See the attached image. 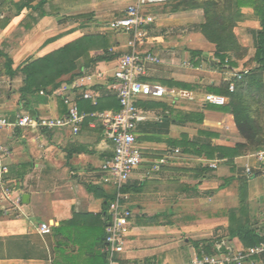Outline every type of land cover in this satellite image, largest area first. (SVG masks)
<instances>
[{
    "label": "crops",
    "instance_id": "obj_1",
    "mask_svg": "<svg viewBox=\"0 0 264 264\" xmlns=\"http://www.w3.org/2000/svg\"><path fill=\"white\" fill-rule=\"evenodd\" d=\"M55 1L0 0V52L4 54L0 55V120L13 122L21 114L65 115L51 87V95L29 94L26 107L20 102L26 79L22 68L39 59L44 47L53 51L78 38L70 34L63 39L62 32L44 41V25L57 16L46 6ZM92 1L83 0L70 10H82L96 28L119 17L132 2ZM180 13L169 10L155 16L146 48L162 63L150 66L147 80L186 91L194 99L166 96L138 104L146 117L135 135L143 163L126 186L129 233L120 256L123 264H190L209 242L215 249L246 248L254 237H264V162L258 160L264 149L236 151L246 140L233 115L205 102V95H219L221 82L235 73L214 67L216 46L199 30L182 34L194 24L184 22ZM198 14L204 22L203 12ZM52 24L58 26V19ZM167 33L170 36L164 38ZM112 36L111 49L126 51L127 38ZM192 52L202 55L199 65ZM7 57L13 62L10 69ZM79 66L102 73L95 87L100 99L116 96L110 88L116 61L86 67L81 59ZM69 79L63 76L60 81ZM88 121L78 136L66 129L0 130V143L12 150L8 181L22 198L29 196L28 203L22 199L21 212L10 208L5 213L0 202V264H107L105 195L109 191L101 184V166L113 155V145L100 126ZM214 164L217 169L211 167ZM48 222L53 224L52 233L42 236L39 226ZM242 229L250 232L245 239L235 236ZM254 264H264V255Z\"/></svg>",
    "mask_w": 264,
    "mask_h": 264
},
{
    "label": "built area",
    "instance_id": "obj_2",
    "mask_svg": "<svg viewBox=\"0 0 264 264\" xmlns=\"http://www.w3.org/2000/svg\"><path fill=\"white\" fill-rule=\"evenodd\" d=\"M174 0H135L129 4L122 14L110 21L107 30L127 38L126 51L116 61L112 73L111 90L119 102V110L95 111L86 113L80 107V101H89L97 106L100 100L95 87L102 80V73L90 72L87 69L72 82L63 83L55 90L65 107V115L49 117H33L21 114L13 122L0 120V130L4 127L18 129L36 128L45 131L69 130L72 136L81 134L82 127L88 120L102 128L104 135L113 145V155L106 159L102 166L101 184L112 193L107 206V226L104 253L107 264H123L126 238L129 233L130 195L125 187L132 179L133 173L143 163L140 149L137 147L136 133L146 117L139 109V102L145 99H162L166 96L194 99L186 91H177L147 80L150 66L162 63L158 55L148 50L147 42L150 27L156 24V17L149 11L154 6L171 3ZM182 1V0H179ZM117 53L118 49H111ZM191 67V64H187ZM235 90L234 85L229 92ZM205 102L217 107L228 104V98L222 95L207 94ZM175 153H179L176 150ZM12 150L0 143V202L1 210L7 213L10 208L21 212L22 197L18 190L9 183ZM258 160L264 162V150L258 154ZM216 169V165H212ZM251 170L248 169V174ZM50 222L41 223L39 233L42 236L52 233ZM264 255V241L248 248H228L226 253L214 255L201 253L190 264H254L255 259ZM140 264V263H135Z\"/></svg>",
    "mask_w": 264,
    "mask_h": 264
},
{
    "label": "trees",
    "instance_id": "obj_3",
    "mask_svg": "<svg viewBox=\"0 0 264 264\" xmlns=\"http://www.w3.org/2000/svg\"><path fill=\"white\" fill-rule=\"evenodd\" d=\"M262 1L264 2V0ZM45 3L43 1L39 6L42 7ZM165 5L169 6L171 13L197 9L203 12L204 22L198 26V30L208 42L216 46L215 56L218 61H212L214 67L231 70L235 73L232 79L221 82L217 94L228 98V104L223 108L231 112L238 131L246 140V144L238 146L236 151L248 153L254 150H263L264 126L260 123L259 115L264 104L257 98L264 97V4L259 6L256 0H174L161 6ZM155 7L158 6H154L150 10ZM250 7L261 18V30L256 34L257 62L253 68L239 71L238 61L241 59L239 54L242 48L234 30L244 9ZM51 43H47V45ZM112 46L110 34L89 33L63 44L57 50H53V52L37 58L35 61L28 62L22 68L26 79L24 87L20 90V102L26 107L29 104L27 99L29 94L51 95L53 90L58 89L63 84V81H60L63 76H70L69 82L80 77L82 71L75 73L79 59H84L86 67H91L100 62L117 61L121 53L111 52ZM0 55L4 56L1 52ZM192 55L198 56L199 61L196 64L199 65L202 55L196 52H192ZM12 63V60L7 57L6 66L8 69L11 68ZM231 85H234L235 88L233 92H229ZM50 87L53 89L52 91H49ZM80 107L86 113L117 111L120 108L116 96L100 99L97 106H93L89 101L81 100ZM249 178H253V175L251 174ZM90 190L92 191V188ZM105 198L109 202L112 199V193L109 192ZM249 233V230L242 229L238 236H235L245 239ZM262 241H264V237H254V243L246 248ZM203 249L204 253L210 255L226 253L228 250L225 248L215 249L210 242Z\"/></svg>",
    "mask_w": 264,
    "mask_h": 264
},
{
    "label": "rangeland",
    "instance_id": "obj_4",
    "mask_svg": "<svg viewBox=\"0 0 264 264\" xmlns=\"http://www.w3.org/2000/svg\"><path fill=\"white\" fill-rule=\"evenodd\" d=\"M91 2H93L92 0H90ZM130 1V0H129ZM132 2H134L135 0H131ZM259 6H262L264 4V2L262 0H256ZM86 2V1H84ZM131 2V3H132ZM83 3V0H58L55 2H52L51 4H49L48 6H46V11L48 12H54L57 13V16L55 17L56 19H58V26H54L52 24L53 21H55V18H51L49 21L51 24H46L43 27V38L44 41L49 38L52 37L53 35H57L58 33H62V35H64V38H66L68 35H70V33L78 35L77 37H81L85 34H89V33H98V34H103V33H108L110 34L111 37H113L112 35L115 36V38L117 39V37L119 35L114 34L110 31L107 30L106 25L114 20V19H107L104 20L102 22V24L100 26H95V24L93 23H89L90 20H92L91 18H89L88 16H85L82 14V10L79 11H75V10H70V8H78L79 6H81V4ZM126 4V3H125ZM119 8L122 9L123 5L122 4H118ZM250 10L243 12V14L241 15V17L239 18V21L237 23V26L235 28V34L239 40V43L241 45V52L239 55H241V59H239L238 61V68L239 71L242 70H248L253 68L256 65L257 62V56H256V34L257 32H259L261 30V18L258 14L254 13V9L253 8H249ZM152 12V14L154 16H158L161 15L162 13H164L165 11L168 12L169 11V6H158L155 7L153 9L150 10ZM201 11V10H199ZM181 13L179 14L180 17H184L185 20L184 22H189L190 24H194L192 26H187L186 27V31L185 33L183 32L182 34H198V24L199 22H203L202 17L200 18V14L202 12H198L197 10H186L185 11H180ZM122 14V11L119 12V16ZM156 14V15H155ZM202 16V15H201ZM202 19V21H201ZM72 27V28H71ZM72 29V30H68V29ZM181 32H179L178 34H180ZM162 36L164 38H166L167 36H170L169 33L162 34ZM63 38V39H64ZM113 39V38H112ZM55 50H57L56 48H54ZM53 51H51V49L45 50L44 49L41 50V54L40 58L45 56L46 54H49ZM234 59V58H233ZM80 60L79 59L77 61V70L75 73H79L81 71H83V69H80ZM215 60V59H214ZM218 60V59H217ZM216 60V61H217ZM258 100H260L261 102H263L264 104V97H258ZM259 120L260 123L262 124V126H264V107L261 108L260 111V115H259ZM216 165V164H214ZM217 166V165H216ZM214 169V168H213ZM217 169V167H216Z\"/></svg>",
    "mask_w": 264,
    "mask_h": 264
},
{
    "label": "water",
    "instance_id": "obj_5",
    "mask_svg": "<svg viewBox=\"0 0 264 264\" xmlns=\"http://www.w3.org/2000/svg\"><path fill=\"white\" fill-rule=\"evenodd\" d=\"M23 202L28 203L29 196L28 195H23Z\"/></svg>",
    "mask_w": 264,
    "mask_h": 264
}]
</instances>
